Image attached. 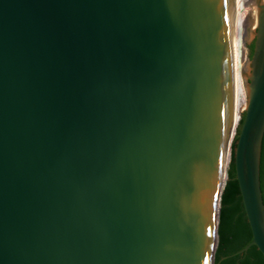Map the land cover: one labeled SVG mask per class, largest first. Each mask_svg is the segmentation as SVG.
<instances>
[{
	"label": "water",
	"instance_id": "obj_1",
	"mask_svg": "<svg viewBox=\"0 0 264 264\" xmlns=\"http://www.w3.org/2000/svg\"><path fill=\"white\" fill-rule=\"evenodd\" d=\"M259 3L235 170L264 255ZM232 13L233 0H0V264H207Z\"/></svg>",
	"mask_w": 264,
	"mask_h": 264
},
{
	"label": "trees",
	"instance_id": "obj_2",
	"mask_svg": "<svg viewBox=\"0 0 264 264\" xmlns=\"http://www.w3.org/2000/svg\"><path fill=\"white\" fill-rule=\"evenodd\" d=\"M248 48H249V58L252 59L255 51V42H252L248 46ZM240 110L242 109L239 108L237 110L240 116L239 123L233 125L230 132V136L228 140V149H227L228 151L221 171V175H222L221 186L215 203L216 205L219 200L220 192L222 191V186L226 182V178L228 175V180L223 190L222 199H221V208H220L219 226H218V237H219L218 245L216 248V243H215L214 252H213V259L215 253L214 264H264V255L259 251L257 246L251 245V243L253 242V234L246 215L240 187L236 177L235 149H236L239 133L245 119V112H243L241 115ZM231 149H232V156H231ZM226 163H227V168H226ZM260 185H261V192L264 203V136L262 141L261 159H260ZM248 246L250 247L246 249Z\"/></svg>",
	"mask_w": 264,
	"mask_h": 264
},
{
	"label": "bare ground",
	"instance_id": "obj_3",
	"mask_svg": "<svg viewBox=\"0 0 264 264\" xmlns=\"http://www.w3.org/2000/svg\"><path fill=\"white\" fill-rule=\"evenodd\" d=\"M256 2H257L256 0H233L232 34H231V44H230L229 63H228V77H227L226 112H225V119L223 125L221 154H220V161L218 168V180L220 182L222 180L221 171L228 151L227 149H228V140H229L230 132L233 125L239 123L240 120V116L237 111L238 107L242 105L243 110H245L249 100V88L247 86V81H246L247 80L246 72L249 68V57H248L246 42L248 35L250 33L249 27L252 24L251 21L254 22V24H252L253 29L257 30L258 28ZM262 4H264V0ZM259 5L263 6L260 3ZM249 6H253L252 19H251V15L247 16V9ZM226 168H227V163H226ZM218 202L214 207V212H215V217H214L215 223L213 222L214 233L211 232L210 254H209V258L207 259V264H212V260H213V252L216 243L215 230H216V219L219 208Z\"/></svg>",
	"mask_w": 264,
	"mask_h": 264
},
{
	"label": "rangeland",
	"instance_id": "obj_4",
	"mask_svg": "<svg viewBox=\"0 0 264 264\" xmlns=\"http://www.w3.org/2000/svg\"><path fill=\"white\" fill-rule=\"evenodd\" d=\"M257 1V0H256ZM262 2H263V0H260V4H262ZM253 12V6H249L248 7V9H247V16H250L251 15V19H252V13ZM251 23L252 24H254V22L253 21H251ZM251 24V26L249 27V31H250V33H249V35H248V38H247V42H246V47H247V50H248V57H249V48H248V46L252 43V42H256V34H255V32H256V29H253V25ZM249 64H250V58H249ZM247 72H246V78H247ZM242 109V110H240L241 111V115H242V113L244 112V110H243V106L242 105H240L239 107H238V109ZM226 173H227V171H226Z\"/></svg>",
	"mask_w": 264,
	"mask_h": 264
}]
</instances>
